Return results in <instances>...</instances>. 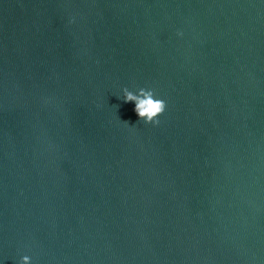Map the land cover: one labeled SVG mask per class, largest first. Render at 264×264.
<instances>
[{"label": "water", "instance_id": "95a60500", "mask_svg": "<svg viewBox=\"0 0 264 264\" xmlns=\"http://www.w3.org/2000/svg\"><path fill=\"white\" fill-rule=\"evenodd\" d=\"M23 254L264 264V0H0V259Z\"/></svg>", "mask_w": 264, "mask_h": 264}, {"label": "clouds", "instance_id": "9594fccd", "mask_svg": "<svg viewBox=\"0 0 264 264\" xmlns=\"http://www.w3.org/2000/svg\"><path fill=\"white\" fill-rule=\"evenodd\" d=\"M176 34L177 36L182 35L179 31ZM121 97L125 103L129 101L134 103L133 111L138 120L144 124H158L157 117L164 112L166 107L165 100L160 98L151 87H138L134 90L123 87ZM0 264H4L3 259H0ZM15 264H32V257L27 254L20 255Z\"/></svg>", "mask_w": 264, "mask_h": 264}]
</instances>
